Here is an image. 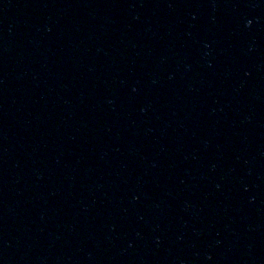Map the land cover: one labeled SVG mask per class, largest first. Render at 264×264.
Returning a JSON list of instances; mask_svg holds the SVG:
<instances>
[{"label":"water","instance_id":"obj_1","mask_svg":"<svg viewBox=\"0 0 264 264\" xmlns=\"http://www.w3.org/2000/svg\"><path fill=\"white\" fill-rule=\"evenodd\" d=\"M0 264H264V0H0Z\"/></svg>","mask_w":264,"mask_h":264}]
</instances>
